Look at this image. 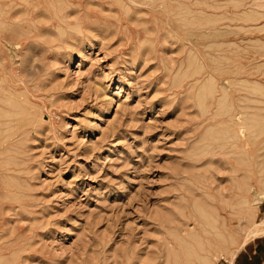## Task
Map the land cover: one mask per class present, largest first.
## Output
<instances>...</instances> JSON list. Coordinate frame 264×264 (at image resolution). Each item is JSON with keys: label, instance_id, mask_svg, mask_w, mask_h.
Returning a JSON list of instances; mask_svg holds the SVG:
<instances>
[{"label": "rangeland", "instance_id": "374dc122", "mask_svg": "<svg viewBox=\"0 0 264 264\" xmlns=\"http://www.w3.org/2000/svg\"><path fill=\"white\" fill-rule=\"evenodd\" d=\"M0 80V264H231L264 217V0H0Z\"/></svg>", "mask_w": 264, "mask_h": 264}, {"label": "crops", "instance_id": "0c3cea01", "mask_svg": "<svg viewBox=\"0 0 264 264\" xmlns=\"http://www.w3.org/2000/svg\"><path fill=\"white\" fill-rule=\"evenodd\" d=\"M232 264H264V233L248 240L236 253Z\"/></svg>", "mask_w": 264, "mask_h": 264}, {"label": "bare ground", "instance_id": "6f19581e", "mask_svg": "<svg viewBox=\"0 0 264 264\" xmlns=\"http://www.w3.org/2000/svg\"><path fill=\"white\" fill-rule=\"evenodd\" d=\"M261 6V5H260ZM22 11V10H21ZM17 13V12H16ZM1 81V80H0ZM249 98V97H248ZM9 100L8 101H10V98H8ZM5 101H7V99H4ZM8 101L7 102H5V103H7V105H8ZM1 102V101H0ZM5 103H4V107H5ZM11 103H13V102H10L9 103V106H10V104ZM2 106H0V108H1ZM6 109V108H5ZM1 110V109H0ZM9 112V111H8ZM239 112V111H238ZM1 115V114H0ZM15 120V119H14ZM17 120V119H16ZM0 122H2L1 120H0ZM237 125V124H236ZM234 126H235V124H234ZM4 130V129H3ZM251 177V176H250ZM247 181V180H246ZM239 187V186H238ZM245 195V194H244ZM264 195V194H263ZM252 202V201H251ZM250 204H252V203H250ZM255 205V206H254ZM257 203L256 202H253V205H252V209H254V210H256L257 209ZM254 207V208H253ZM255 212V211H254ZM242 221V220H241ZM240 221V222H241ZM241 230V229H240ZM243 230V229H242ZM262 233H264V217H262V218H260V220H258L257 222H253L252 224H250L249 226H247V228L246 229H244L243 230V236H242V239L238 242V244L237 245H235L236 247L233 249V250H229V251H232L230 254H229V261H231V260H233V258L235 257V255H236V253L240 250V248L242 247V246H244V244L248 241V240H250V239H252V238H254V237H256L257 235H259V234H262ZM227 237V236H226ZM231 238V237H230ZM226 255H228V252H227V254ZM203 259V258H202ZM208 262H209V257L208 256H206L205 258H204V260H203V262H202V264H208ZM232 264V263H231Z\"/></svg>", "mask_w": 264, "mask_h": 264}]
</instances>
